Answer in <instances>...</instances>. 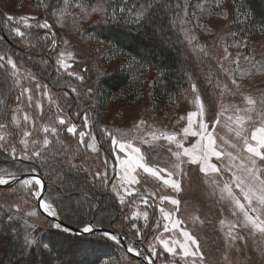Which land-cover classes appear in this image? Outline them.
<instances>
[{"label": "rangeland", "instance_id": "obj_1", "mask_svg": "<svg viewBox=\"0 0 264 264\" xmlns=\"http://www.w3.org/2000/svg\"><path fill=\"white\" fill-rule=\"evenodd\" d=\"M226 1L228 2L225 3L227 4L225 8L220 3L212 8L205 2H199L191 15L192 10L188 9L189 0H182L183 15L180 18V25L185 28L184 39L188 43L190 53L201 54L205 60L199 61L200 69L197 70V77L194 76L196 91L190 90L176 99H171L169 96L157 98L152 95L149 84V80H152L154 75L150 74L147 77L138 74L125 89L114 94L101 106V110L97 111L96 126L93 124L91 112L86 107H77L73 110V118L70 117L69 106L71 105L66 96H63L64 93L55 92L46 84L45 74L40 71L43 60H30L26 67L25 60L21 62L16 59L20 52L8 46L0 47V55L5 56L4 60H0V66L8 69L6 72L12 77L11 85L15 91L9 97L10 99H7L8 101L2 93L0 94V101L3 100L5 104L3 109L5 116H0V124L6 126L0 129V136L4 137L0 140V156L8 159L17 157L25 159L23 157L27 154L30 159L33 157V152L39 151L41 155L38 158L46 160L44 157L47 148L54 142H62L63 139L69 151L70 167L81 170L89 179L100 180L104 188L109 168H112L114 178L110 191L113 199L118 202L120 212L125 214V222L127 224L130 222L129 227L140 237H146L144 246L142 244L140 247H135L130 243H127V246L135 248L140 254L131 253L147 262L192 264L195 259L196 264H264V235L241 226L233 229L232 234L242 236L244 239H230L228 235L230 225L242 223L243 217L242 214L233 216L232 212L239 213V210L234 209L227 199H221L220 189L224 183H231L232 171L239 174L238 166L241 163L249 165L248 154L241 150L242 142L235 136V117L237 114L246 115L243 110L249 106L244 100L245 96L250 95L258 100L264 98V58L261 59L264 56V34L249 35L234 31L231 28L232 2ZM78 3L83 2L61 0L54 12L49 15L48 0H0V10L4 12L7 19L9 16L15 18L6 25L8 33L14 39H18L20 44L28 46L34 38L17 22L26 25L25 21H27V25L33 23L41 31L45 30L54 34L52 40L55 43L52 51L55 53L56 64L72 81L73 88L76 90L74 92L77 93L80 102L86 105L88 102L96 103L93 101H95L100 80L113 73L123 63L125 57L113 56L107 45L90 33L89 28L106 23L105 0H97L93 5H99L104 11L92 12L88 7L87 14L84 12V7L88 4L77 7ZM61 13H65L63 19H60ZM138 13L141 17L144 9L137 10L132 16L136 17ZM45 14H48L47 18L43 17ZM45 22L48 23V28L39 27ZM15 27H20L25 33L23 38L13 31ZM225 47L231 54L227 60L224 59ZM61 53L64 55L61 56ZM69 53L72 55L69 56ZM7 57L15 61L16 69L7 63ZM237 57H239L243 75L235 71L236 64L231 62ZM244 57L259 63L253 67L244 60ZM224 69L228 71L225 72ZM79 76H83L84 79H78ZM233 79L237 81L239 88L231 83ZM205 83H208L211 89L220 86L218 98L210 97L204 88ZM197 96L203 103L204 111L202 115L192 118V130L200 131L198 122L206 124L207 132L211 133L215 139V149L225 153L221 159L218 160L213 156L210 161L221 169L220 175L211 172L205 175L200 171V165L191 163V158L183 154V148H178L175 141L169 142L163 138L153 140L150 135L151 133L157 136L175 133L177 141L182 142L184 147L189 149H192L194 145L197 147L200 144L206 145V136L202 140L201 136L190 134L185 136L183 133V129L188 126V114L199 113ZM237 108L241 109L240 113L236 112ZM257 109L264 114V105H257ZM25 115L29 117L28 120L24 119ZM85 115L88 117L87 122L84 119ZM251 115L252 120L246 121L244 126L249 137L251 131L259 127L261 120L264 119V115L256 113ZM229 117H232V120H229ZM60 118L64 119V124L59 123ZM218 118L219 123H216ZM73 125H75V133L68 132V128ZM45 127H55L57 131L45 133L43 131ZM230 128L233 130L230 131ZM26 131L30 133L28 137L23 135ZM80 133H85L83 143H81ZM98 134L106 143L107 151L108 147L112 149L115 163H111V158L101 149ZM45 137L50 141L48 145L43 144ZM24 140H27V144L22 143ZM121 144H130L131 148H139L141 151L137 154L128 147L122 149ZM233 144L237 146L233 148ZM145 147L152 148L153 151L146 152ZM176 152H179L180 156L174 155ZM228 153L232 154L231 158L227 155ZM195 154L198 155V153ZM140 156L144 158L142 163L160 170L159 177L145 172L143 168L136 167ZM83 161L84 164H82ZM124 161H131V163L125 164ZM226 166L231 167L232 171H227ZM257 166L264 167L260 165L259 160H257ZM12 169L14 168L9 167L8 171ZM96 173L100 175L96 176ZM80 179L71 177L72 183L61 182L59 185L65 190L64 194L79 192L81 189L86 190L78 184L77 180L80 181ZM213 180L219 187L212 183ZM165 181L169 182L165 183ZM172 181L180 183L179 191L172 187ZM34 188L40 191L41 185H35ZM24 190L30 193L28 188L24 187ZM233 190L237 196H240L239 190L234 186ZM49 193V198L52 200V196L58 194V191L50 189ZM17 194L22 195L20 188L6 192L0 191V204L9 206L11 210L23 217L35 220L36 229L42 231L40 227L38 228V223L39 221L43 223L45 219L37 208L38 197L33 196L36 204L34 205L33 200H30L31 194L28 199L16 197ZM165 196L170 199L162 200L161 197ZM65 197L62 202L54 201V203L57 204L61 214L68 219L71 218L70 213L73 211L78 215L79 212L82 213L87 209L84 198L70 194ZM50 199L45 197L44 201L53 205ZM171 199L178 200L179 204L173 205L170 202ZM241 200L243 202L242 197ZM161 208L164 209L163 212ZM31 212H35L36 215L29 216ZM166 215H168L167 219ZM195 217L199 219L196 220ZM177 221L181 223L173 228V223ZM221 221L224 223L221 224ZM165 225L168 227L167 231H165ZM182 231H188L196 238L200 252L203 253L202 261L199 256L183 257L178 245L175 254L168 253L160 243V240L169 241L170 244L177 240L184 242ZM108 250L110 254L107 252L105 254L109 257L104 259L103 264L126 262L123 257H121L123 260L116 257V251L112 248L108 247ZM72 255L73 253L63 256V262L68 264L75 257ZM131 264L139 263L132 261Z\"/></svg>", "mask_w": 264, "mask_h": 264}, {"label": "trees", "instance_id": "obj_2", "mask_svg": "<svg viewBox=\"0 0 264 264\" xmlns=\"http://www.w3.org/2000/svg\"><path fill=\"white\" fill-rule=\"evenodd\" d=\"M60 1L48 0L49 15L54 12ZM80 1L83 2L82 4L92 6L97 2V0ZM230 1L232 2L231 28L234 31L249 35L264 34V0ZM199 2H205L212 8L220 3L225 8L227 6L225 3L228 1L189 0L188 9L192 10L191 15ZM182 3V0H105L106 23L89 28L90 33L104 42L113 56L121 55L125 57V60L113 73L100 80L95 101H93L97 105L96 103L90 104V102L85 105L80 102L77 93L72 91L74 89L72 81L61 72L54 59L55 53L52 51L54 34L45 30L41 31L33 23L26 26L17 22L34 38L28 46L20 44L18 39H14L8 33L6 23H9V20L0 10V47L8 46L20 52L16 59L21 62L25 60L26 67L31 62L30 60H43L40 71L45 74L46 84L51 90L60 94L64 93L63 96H66L71 105L69 106L70 117L73 118V110L77 107H86L91 112L93 124L96 126L98 124L97 111L101 110V106L108 102L114 94L125 89L138 74L154 75L153 79L149 80V84L152 95L157 98L169 96L171 99H176L192 90L194 76L197 77V70L200 69L198 63L200 60H205L201 54L190 53L188 43L184 39L185 28L180 25V18L183 15ZM121 9L124 11L121 12ZM141 9H144V13L137 22L132 15ZM48 14L43 17L47 18ZM263 58L264 56L261 57ZM7 70L6 67L0 66V94L4 95L6 101L10 99L13 92L15 93L11 85L12 77L6 72ZM204 85L210 97H219V85L215 89H211L208 83ZM0 104V116H5L4 101L1 100ZM98 140L101 149L111 158V163H115L112 149L108 147L107 151V145L99 134ZM145 150L146 152L153 151L149 147H145ZM44 158L46 160H40L38 157L8 159L0 156V174L14 173L18 176L25 173H38L48 183L44 198L50 199V189L58 191V194L53 195L50 201L53 202L57 211L56 217L60 221L79 229L86 225H91L94 229H108L124 237L126 243L135 247L145 245L146 237H140L135 230L129 227L130 222L128 224L125 222V214L120 212L118 202L113 199L110 191L114 178L112 168H109L104 188L100 180L89 179L81 170L70 167L68 164L69 151L63 139L62 142H54L47 148ZM9 167L14 168L13 171H8ZM71 177L81 178L77 182L86 190L81 189L79 192L69 194L84 198L87 209L82 213L79 212L78 215L73 211L70 213L71 218L68 219L61 214L54 201L62 202L65 196H69L67 193L64 194L65 190L59 184L67 181L72 183ZM17 188H20L22 195L17 194L16 197L24 199L30 197L31 193L26 192L21 184L10 188H0V191H12ZM30 200H33V204L36 205L32 194ZM10 210L9 206L0 204V264H66L62 260L63 256L72 253L75 257L68 264H103L104 259L109 257L107 254H110L108 247L116 251V257L126 259V262L122 261L123 264H131L132 261L144 264L138 256L126 251L121 241L118 243L112 241L104 237L103 233L91 232L85 236L76 235L71 230L65 231L63 226L56 228L57 223L39 213L45 219L43 223L40 221L38 223V228L42 230L40 231L36 229L35 220ZM67 214L69 216L68 212Z\"/></svg>", "mask_w": 264, "mask_h": 264}, {"label": "snow or ice", "instance_id": "obj_3", "mask_svg": "<svg viewBox=\"0 0 264 264\" xmlns=\"http://www.w3.org/2000/svg\"><path fill=\"white\" fill-rule=\"evenodd\" d=\"M77 7H83L82 4L78 3L76 4ZM88 7L91 8L92 12H97V11H104L102 8L99 7V5L92 6L88 5L84 7V12L87 14ZM121 12L124 11V9L120 10ZM65 13H61L60 19H63ZM15 19L14 17L9 16L8 20L11 21ZM23 19V18H22ZM136 21L139 22L140 20V14L138 13L137 16L135 17ZM26 26L27 21H25ZM39 27L42 28H48L49 25L47 22L39 25ZM13 31L16 33L17 36L23 38L25 36V33L21 31L20 27H15ZM234 35V34H233ZM55 43V41H53ZM203 51V49H202ZM224 59L227 60L228 57L231 55L228 52V48H224ZM61 56L64 55V53L60 54ZM69 56L72 54L69 53ZM5 56L0 55V60H4ZM245 61H248L253 67H256V65L259 63V61H255L254 59H250L249 57H244ZM62 63V61H59ZM232 63L236 64V72H240L241 75H243V72L240 69L239 65V57L236 58L235 61H231ZM7 63L11 65L13 69L17 68V65L15 61L12 60L11 57H7ZM223 68V65H221ZM225 72H227V69H224ZM15 74V73H14ZM75 75V73H73ZM78 79L83 80V76H79ZM211 83V81H209ZM233 85H235L237 88H239V85L237 84V81L233 79L231 81ZM39 87V85H37ZM225 88H227V85H225ZM192 90L196 91V85H192ZM25 91H28L25 89ZM72 91H76L75 89H72ZM91 91V89H89ZM31 99V97H29ZM244 100L246 104L249 106L248 108L244 109L243 111L246 113V115H239L237 114L234 120V123L236 125V130H235V136L239 138V140L242 142V148L241 150L243 152H246L247 159L249 162V165H245L241 163L239 167V174L237 172L232 171L231 167L226 166L227 171H232V176H231V183H224L223 187L220 189L221 190V199H227L229 203L233 206L234 209H238L239 213L236 211L232 212L233 216H237L239 214H242L243 220L242 223H236V224H231L229 228L228 235L230 239L232 240H237V239H244L242 236H236L232 234V230L237 228V227H248L250 230H254L255 232H258L262 235H264V167H258L257 166V160H259L260 165H264V119L261 120V125L259 127H255L254 130L251 131L250 137L248 136L247 132L244 130L245 122L246 121H251L252 120V115L251 113H256L257 115H264L261 114L258 109L257 105H264V98L261 99H255L252 96H245ZM196 101L199 107V113L197 112H190L188 114V126L183 129V133L185 136L187 135H192V136H201V139L203 140L204 137H207V144H200L199 147L194 145L192 149L185 148L182 142L177 141L176 134L173 133L171 135L168 134H161L160 136H157L155 133H151L150 135L152 136L153 140H159V139H166L169 142H176L178 148H183V154L186 156H189L190 162L193 164H199L200 165V171L205 173V175H208L209 172L215 173L217 175L221 174V169L217 167L216 164L211 163V157H216L218 160L221 159L225 153L222 151H217L215 149V139L213 138L212 134L207 132V125L204 124L203 122H198V127L200 131H193L192 130V125H193V117H196L198 115H202L204 111V106L203 103L200 101V97H196ZM237 113L241 112V109L237 108L236 109ZM25 120H28L29 117L25 115L24 117ZM85 121L87 122L88 117L85 115L84 117ZM229 120H232V117L228 118ZM13 120H15V117H13ZM60 124H64L65 121L63 118H60L59 120ZM143 123V122H141ZM216 123H219V118L217 119ZM6 127L3 124H0V129H3ZM233 130L230 128V131ZM45 133L52 132L55 133L57 129L55 127L48 128L45 127L43 129ZM68 132L70 133H75V125L71 126L68 128ZM25 137H28L30 135L29 132H24L23 134ZM85 133H80L81 137V143H83V137ZM4 139L3 136H0V140ZM114 142H115V138ZM147 143V141H145ZM255 142V143H253ZM22 143L27 144V140L22 141ZM35 143V142H33ZM50 141L47 139V137L44 138L43 144L48 145ZM237 145L233 144L232 147L235 148ZM91 147V145H89ZM120 147L123 149L125 147L131 148L130 144H121ZM131 150L134 153L139 154L140 149L139 148H131ZM195 153H198L196 155ZM41 153L39 151H35L32 153L33 157H39ZM176 156H180L179 152L174 153ZM231 158V153L227 154ZM25 159H28V155L25 154L23 157ZM143 156H140L138 161L136 162V167L143 168V170L147 173H150L154 176L159 177V171L153 169L151 167H148L145 163H142L143 161ZM234 159V158H233ZM243 160V158H241ZM125 164L131 163V161H124ZM179 167V165H177ZM34 171V170H33ZM96 176H99L100 173H96ZM8 177L12 180H17L18 178L14 173H3L0 174V185H5L9 183V179L5 178ZM169 176H171V173H169ZM135 182V180H133ZM169 181H165V183H168ZM22 187L28 188L29 192L35 196V197H40L41 193L39 190H34L35 185H39L40 181L38 179L30 178V179H25L23 181H19ZM213 184H217L215 180L212 181ZM171 185L173 188H175L177 191L180 190V183L178 181H172ZM233 186L235 189H238L240 192V196H237L236 193L233 190ZM217 187L219 185L217 184ZM241 197L243 198V202L241 200ZM162 200H169V197H161ZM146 202V201H145ZM170 202L173 205H178L179 201L175 199H171ZM44 212L48 213L51 216H56L57 211L55 207L49 202L44 201L43 199H40V205H39ZM161 212L164 211L163 208L160 209ZM29 216H34L36 215L35 212H31L28 214ZM145 216H147V213H145ZM166 219L168 218V215L165 217ZM196 220L199 219V217H195ZM181 221H177L173 223V228H176L179 226ZM224 221H221V224H223ZM56 228H61V225L59 223L55 224ZM135 227V225H133ZM65 231H69V229L65 228ZM94 229L91 225H86L83 227V232L85 233H90ZM168 230L167 225H165V231ZM182 235L184 237V242L181 241H172L171 244L169 241L166 240H160V243L163 245V247L166 249L168 253H176V246L178 245L179 248L181 249V254L183 257H193L196 258L199 256V259L202 261L203 260V253L200 252V246L194 236L191 235L188 231H182ZM104 237L110 238L112 241H116L117 243L119 242L117 235L115 234H110L109 232H104L103 233ZM159 239V237L157 238ZM194 246V248H193ZM46 247V245H45ZM129 252H136L137 255L140 253L133 247L128 248ZM153 254H155V251L153 249ZM107 264V262H105ZM192 264H196V260L193 259Z\"/></svg>", "mask_w": 264, "mask_h": 264}, {"label": "water", "instance_id": "obj_4", "mask_svg": "<svg viewBox=\"0 0 264 264\" xmlns=\"http://www.w3.org/2000/svg\"><path fill=\"white\" fill-rule=\"evenodd\" d=\"M16 177L18 178L17 180H10L8 184L0 185V188H10V187H13L16 184H18L19 181H23L25 179H30V178H33V177L35 179H38L40 181V185H41V190H40L41 196L39 198H37V207H38L40 213L43 214L46 218L51 219L55 223H59L61 226L71 230L76 235L85 236V235L89 234V233L83 232V228L79 229V228H75V227H73L71 225H66L64 222L60 221L56 216H51L48 213L44 212V210L39 206L40 205V199L44 200V196L46 194V190H47V186H48V183L45 181V179H44V177L42 175H40L38 173H25V174H20V175H18ZM92 232H100V233L109 232L110 234L117 235L118 240L122 242V244L125 247L126 251H128V246H127V243L125 242L124 237L118 235L117 233H115V232H113L111 230H108V229H104V228H96ZM129 253H131V252H129ZM133 255L136 256L135 254H133ZM139 258L144 264H156V262L150 263V262H147L145 259H143L141 257H139Z\"/></svg>", "mask_w": 264, "mask_h": 264}]
</instances>
